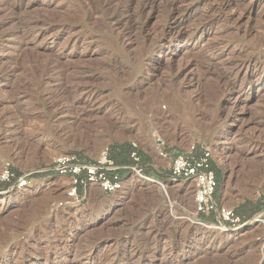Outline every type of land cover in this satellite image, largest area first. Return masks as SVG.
Segmentation results:
<instances>
[{
	"label": "rangeland",
	"instance_id": "rangeland-1",
	"mask_svg": "<svg viewBox=\"0 0 264 264\" xmlns=\"http://www.w3.org/2000/svg\"><path fill=\"white\" fill-rule=\"evenodd\" d=\"M218 1L0 0V174L130 146L144 174L168 188L166 198L130 178L112 196L91 185L81 204L67 205V177L37 176L27 190L0 182V263H262L264 69L235 68L264 61V0H232L237 11L219 12ZM205 15L218 19L196 28ZM175 21L177 43L167 35ZM204 149L216 200L247 216L239 228L193 225L192 185L162 175L161 151Z\"/></svg>",
	"mask_w": 264,
	"mask_h": 264
},
{
	"label": "built area",
	"instance_id": "built-area-1",
	"mask_svg": "<svg viewBox=\"0 0 264 264\" xmlns=\"http://www.w3.org/2000/svg\"><path fill=\"white\" fill-rule=\"evenodd\" d=\"M158 146H163V142L161 141ZM129 159L130 164L118 165L109 159L106 153L96 160H89L76 154H66L52 159L42 170L24 173L21 176H16L12 171L4 170L0 174V182H13L11 188L27 190L37 176L67 177L69 184L66 204H81L86 199L87 189L91 185L97 186L105 195L112 196L123 190L130 178H139L145 181L155 180L144 174L143 167L139 164L140 158L137 152H132ZM160 159L169 162L168 168L164 169L162 174L167 181L189 183L194 189L192 217L195 220L190 219L191 222L214 226L218 223L227 230L241 226V220L233 210L220 205L216 200L218 181L213 169H211L208 149L202 150L200 156L180 152L170 155L161 151ZM82 189L85 191L83 196H80ZM200 216L209 222L200 221ZM261 264H264V258Z\"/></svg>",
	"mask_w": 264,
	"mask_h": 264
},
{
	"label": "bare ground",
	"instance_id": "bare-ground-1",
	"mask_svg": "<svg viewBox=\"0 0 264 264\" xmlns=\"http://www.w3.org/2000/svg\"><path fill=\"white\" fill-rule=\"evenodd\" d=\"M114 0H109V5L113 2ZM120 1V0H119ZM181 2V1H180ZM114 3V2H113ZM129 3V2H128ZM120 4H121V2H120ZM126 4V3H125ZM124 4V5H125ZM216 4V10H218V12L219 11H222V10H224V9H229L230 7H232V9H234V11H237L238 10V8H234L233 7V5H232V0H219L218 2H216L215 3ZM124 5H122V6H124ZM117 6V5H116ZM143 6H144V4H143ZM130 7V6H129ZM129 7H125L124 9V12L125 11H128L129 10ZM135 9V8H134ZM141 9V8H140ZM120 10V9H119ZM119 10H117V11H119ZM212 10V8H210V11ZM143 11V10H142ZM123 12V11H122ZM134 12V11H133ZM240 12V11H239ZM119 13H121V12H119ZM118 13V14H119ZM208 13H209V11H208ZM219 14V13H218ZM241 14V13H240ZM119 15H117V17H118ZM131 16V15H130ZM208 16V15H207ZM213 16V15H212ZM212 16H208V17H206V15L203 17V19L201 20L202 22L201 23H198V25L196 26V28L197 27H201L202 28V26H204V25H206V24H211V23H213L214 21H216L217 19H218V17H214V18H212ZM177 17V16H176ZM132 20V19H131ZM226 20H228V19H226ZM128 22H130V21H128ZM132 23V22H131ZM179 24V25H178ZM129 26V25H128ZM180 26H181V24H180V22H178L177 23V21H175L174 22V26H172L171 27V30L169 31V33H167V35L170 37V38H172L173 36H172V33H174V34H176V35H178V37H175V39H174V41H175V43H177L180 39H181V37H182V32H181V28H180ZM179 28V29H178ZM131 29L130 28H128V32L130 31ZM123 33H124V31H122ZM128 34V33H127ZM123 35V34H122ZM168 37V38H169ZM168 40V39H167ZM181 41V40H180ZM246 63H248V62H246ZM170 65V64H169ZM184 65V64H183ZM238 66V65H237ZM183 67V66H182ZM236 67V66H235ZM179 69V68H178ZM233 69V68H232ZM236 69V74L237 75H239V74H241L242 72H244V74H246L247 72H249V71H252V72H258V71H261V70H263L264 69V61L262 62H255V63H248V64H241V65H239L238 67H236L235 68ZM148 70V69H147ZM184 71L185 70H182L181 72H179L178 74H177V78H182V76H184ZM231 73V72H230ZM235 73H234V75H235ZM186 74V73H185ZM152 75V74H151ZM186 77V76H185ZM226 77H228L229 78V76H222L220 79L223 81V80H225V78ZM184 78V77H183ZM182 78V79H183ZM219 78V77H218ZM183 81H184V79H183ZM179 82V81H178ZM182 84H183V82H182ZM185 85V84H184ZM261 85V84H260ZM183 87V86H182ZM257 87H259V84L258 85H249L248 86V91H252L254 88H257ZM97 99V98H96ZM93 101V100H92ZM238 101L239 102H245L246 101V99L245 98H239L238 99ZM52 103V102H51ZM64 104V103H63ZM65 105V104H64ZM74 108V107H73ZM74 110V109H73ZM68 112H70V111H68ZM108 119V118H107ZM123 133V132H122ZM119 136V135H118ZM123 136V135H122ZM227 154H224L223 155V159H225L227 156H226ZM139 179V178H138ZM137 180V179H136ZM139 180H141V179H139ZM138 180V181H139ZM141 181H144V182H146L147 184H153V185H155L156 186V189L158 188V190L164 195V197H166V198H168V188H167V186L165 185V184H163V183H160V182H158V181H155V180H151V181H145V180H141ZM31 187H34V188H37L38 187V183H35V184H33V185H31ZM91 187V186H90ZM89 187V188H90ZM150 188H153V187H151L150 186ZM92 189H93V187H92ZM113 205H109V206H107V207H105L104 209H102L101 211H99L98 212V214L94 217V219L93 220H99V219H101L102 217H104L106 214H108V212H109V210H110V208L112 207ZM73 208H75V207H73ZM174 215V214H173ZM177 215V214H176ZM191 222V221H190ZM192 223V222H191ZM194 224V223H193ZM196 225V224H195ZM198 225V224H197ZM198 226H200V227H203L204 229H207V230H216V229H218V230H221V231H225V228H223V226H221V227H216V226H214V225H209V224H199ZM206 230V231H207ZM264 250V249H263ZM262 257L264 258V251H262ZM0 264H2V263H0ZM3 264H7V262L5 263H3Z\"/></svg>",
	"mask_w": 264,
	"mask_h": 264
},
{
	"label": "trees",
	"instance_id": "trees-1",
	"mask_svg": "<svg viewBox=\"0 0 264 264\" xmlns=\"http://www.w3.org/2000/svg\"><path fill=\"white\" fill-rule=\"evenodd\" d=\"M132 152H136V151L130 146L128 147L119 146L109 154V159L113 160L118 165H128L131 163L129 156ZM211 169L214 170V166L212 164H211ZM236 214L242 219H245L247 217L246 214H243L239 211H236Z\"/></svg>",
	"mask_w": 264,
	"mask_h": 264
},
{
	"label": "water",
	"instance_id": "water-1",
	"mask_svg": "<svg viewBox=\"0 0 264 264\" xmlns=\"http://www.w3.org/2000/svg\"><path fill=\"white\" fill-rule=\"evenodd\" d=\"M193 223H194V224H193ZM192 224H193V225H195V224H196V226H197V224L199 225V223H195V222H192Z\"/></svg>",
	"mask_w": 264,
	"mask_h": 264
},
{
	"label": "crops",
	"instance_id": "crops-1",
	"mask_svg": "<svg viewBox=\"0 0 264 264\" xmlns=\"http://www.w3.org/2000/svg\"><path fill=\"white\" fill-rule=\"evenodd\" d=\"M58 178H60V177H58ZM102 193V192H101ZM102 194H104V193H102ZM105 195V194H104ZM107 197V196H106Z\"/></svg>",
	"mask_w": 264,
	"mask_h": 264
}]
</instances>
